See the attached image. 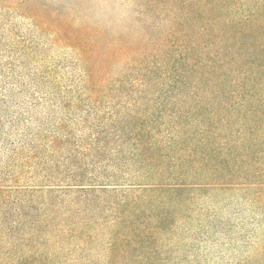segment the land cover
I'll return each mask as SVG.
<instances>
[{
	"label": "trees",
	"instance_id": "obj_1",
	"mask_svg": "<svg viewBox=\"0 0 264 264\" xmlns=\"http://www.w3.org/2000/svg\"><path fill=\"white\" fill-rule=\"evenodd\" d=\"M241 203L264 264V0H0V264H212Z\"/></svg>",
	"mask_w": 264,
	"mask_h": 264
},
{
	"label": "rangeland",
	"instance_id": "obj_2",
	"mask_svg": "<svg viewBox=\"0 0 264 264\" xmlns=\"http://www.w3.org/2000/svg\"><path fill=\"white\" fill-rule=\"evenodd\" d=\"M18 22L23 28H26L27 19L18 18ZM58 52L55 50L51 52V55H56ZM239 210L232 216L229 213L224 214L228 219V223L233 224L232 228H224L219 230L215 234L216 240L214 242H208L204 248V254L206 259L212 264H225L234 263L239 258H244L254 251L255 246L251 245L249 251H246V247L243 244V234L245 229H249L250 238L252 243H256L260 240V228L259 215L250 206L241 203L238 205Z\"/></svg>",
	"mask_w": 264,
	"mask_h": 264
}]
</instances>
